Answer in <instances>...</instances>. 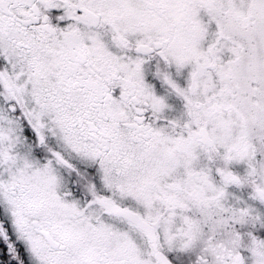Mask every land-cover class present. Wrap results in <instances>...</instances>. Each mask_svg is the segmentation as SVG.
<instances>
[{"label": "snow or ice", "instance_id": "obj_1", "mask_svg": "<svg viewBox=\"0 0 264 264\" xmlns=\"http://www.w3.org/2000/svg\"><path fill=\"white\" fill-rule=\"evenodd\" d=\"M0 264H264V0H0Z\"/></svg>", "mask_w": 264, "mask_h": 264}]
</instances>
